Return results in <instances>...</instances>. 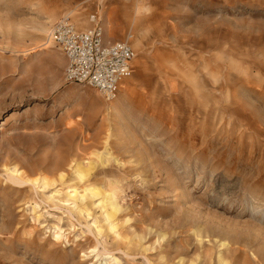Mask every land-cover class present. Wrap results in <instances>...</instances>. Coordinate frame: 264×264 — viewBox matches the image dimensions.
<instances>
[{"label": "rangeland", "instance_id": "obj_1", "mask_svg": "<svg viewBox=\"0 0 264 264\" xmlns=\"http://www.w3.org/2000/svg\"><path fill=\"white\" fill-rule=\"evenodd\" d=\"M94 11L110 100L47 40ZM0 264H264V0H0Z\"/></svg>", "mask_w": 264, "mask_h": 264}, {"label": "built area", "instance_id": "obj_2", "mask_svg": "<svg viewBox=\"0 0 264 264\" xmlns=\"http://www.w3.org/2000/svg\"><path fill=\"white\" fill-rule=\"evenodd\" d=\"M90 25L79 28L69 16L50 25L48 37L64 54V79L85 83L105 99L115 97L120 81L133 72L137 53L128 34L124 39L104 41L103 30L96 14L89 16Z\"/></svg>", "mask_w": 264, "mask_h": 264}, {"label": "crops", "instance_id": "obj_3", "mask_svg": "<svg viewBox=\"0 0 264 264\" xmlns=\"http://www.w3.org/2000/svg\"><path fill=\"white\" fill-rule=\"evenodd\" d=\"M96 14V17L99 15L96 11H94V12H91V13H89L88 14V21H89V16L91 15V14ZM98 14V15H97ZM69 18L71 19L72 17L69 15ZM97 19H98V17H97ZM75 24H76V22L74 21V19H71ZM99 21H100V25H101V27H102V22H101V20L100 19H98ZM91 23H90V21H89V25H90ZM77 25V24H76ZM88 25V26H89ZM78 26V25H77ZM79 27V26H78ZM79 28H81V27H79ZM102 30H103V27H102ZM125 37H123V38H119V39H124ZM103 39H104V36H103ZM106 40V39H105ZM104 40V41H105ZM115 40V39H114ZM106 41H112V40H106ZM130 42H131V45H132V47H133V49L136 51V49L134 48V46H133V41H132V37H131V39H130ZM136 53H137V51H136ZM136 57H137V55H136ZM136 57H135V59H136ZM135 59L133 60V63H132V66H133V69H134V62H135ZM123 80L124 79H122L121 81H120V83H119V85H118V88L119 87H121V85H122V83H123Z\"/></svg>", "mask_w": 264, "mask_h": 264}, {"label": "bare ground", "instance_id": "obj_4", "mask_svg": "<svg viewBox=\"0 0 264 264\" xmlns=\"http://www.w3.org/2000/svg\"><path fill=\"white\" fill-rule=\"evenodd\" d=\"M47 37H48V35H47ZM47 40H49V42H50V39H49V37H48V39ZM105 40V39H104ZM106 41V40H105ZM45 44V43H44ZM45 46H46V44H45ZM47 47V46H46ZM107 100V99H106ZM8 178H9V180H11L13 183H18V184H24V182L25 181H23L22 180V178H20L19 177V173H18V171H16V170H12L11 171V173L8 175ZM104 257V256H103Z\"/></svg>", "mask_w": 264, "mask_h": 264}]
</instances>
